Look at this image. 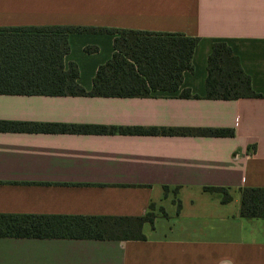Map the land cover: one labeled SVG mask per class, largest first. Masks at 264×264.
I'll list each match as a JSON object with an SVG mask.
<instances>
[{"label": "crops", "instance_id": "1", "mask_svg": "<svg viewBox=\"0 0 264 264\" xmlns=\"http://www.w3.org/2000/svg\"><path fill=\"white\" fill-rule=\"evenodd\" d=\"M31 25L196 36L193 68L182 73L193 96L0 93V120L232 128L233 135L0 131V212L152 217L143 238L0 236V264H264V217L240 215L243 187H264V82L250 56H264V0H0V27ZM113 37L69 34L64 64L77 65L85 90L111 56ZM216 39L239 56L259 96H204ZM211 186L225 188L228 199Z\"/></svg>", "mask_w": 264, "mask_h": 264}, {"label": "trees", "instance_id": "2", "mask_svg": "<svg viewBox=\"0 0 264 264\" xmlns=\"http://www.w3.org/2000/svg\"><path fill=\"white\" fill-rule=\"evenodd\" d=\"M80 32L113 34V52L99 64L89 90L77 82V65L64 56L68 36ZM199 38L180 32H157L117 27L42 25L0 27V93L189 97L182 86L183 71L192 70V54ZM89 50L88 47L85 48ZM94 49V48H93ZM206 98L235 99L259 96L251 86L239 56L224 39L212 42L206 60ZM196 96V95H194ZM42 131L122 134L233 135L232 128H176L113 126L0 120V131ZM220 191L223 187H205ZM240 215L264 217V187H243ZM149 216L61 215L0 212V236L39 238H143L142 223Z\"/></svg>", "mask_w": 264, "mask_h": 264}, {"label": "rangeland", "instance_id": "3", "mask_svg": "<svg viewBox=\"0 0 264 264\" xmlns=\"http://www.w3.org/2000/svg\"><path fill=\"white\" fill-rule=\"evenodd\" d=\"M257 57L254 55H250L253 60V72L256 77V81L262 84L264 82V56L260 51H257Z\"/></svg>", "mask_w": 264, "mask_h": 264}]
</instances>
